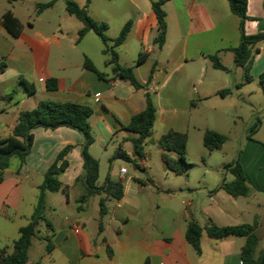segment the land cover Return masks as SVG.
<instances>
[{
  "label": "crops",
  "instance_id": "obj_1",
  "mask_svg": "<svg viewBox=\"0 0 264 264\" xmlns=\"http://www.w3.org/2000/svg\"><path fill=\"white\" fill-rule=\"evenodd\" d=\"M24 1L7 2L12 6ZM71 1L88 10L95 20L105 23L107 31L115 25L117 31L109 37L106 35L111 40L118 36L125 23L131 22L125 41L115 49L117 63L131 68L143 88L135 89L113 73L112 65L106 63L109 55L102 52L104 46L99 49L103 61L97 59L104 70L97 67L96 57L77 50V44L91 31L78 39L82 24L66 13L65 1L63 14L55 18L48 14L45 19L49 30H41L34 23L41 22L43 13L54 9L55 4L36 13L33 22L29 18L24 24L12 10L5 9L0 17L9 11L21 24V32L14 37L0 22V62L5 64L4 71L0 72V85L14 80L21 93L16 99L12 97V92L5 93L7 89L0 93V103H3L0 106V140L11 135L21 111L34 109L40 101L75 103L92 109L88 123L93 142L88 147V153L94 158L91 151L95 143L106 152L107 143L113 137L120 136L129 142L136 136L123 126L133 115L145 109V94L148 93L155 107V121L151 135L143 144L142 156L134 155L133 151L130 156L129 152L122 151L128 158L126 162L133 163L143 176L141 178L135 173L128 175L127 169L124 175L119 171L110 172L106 178L121 183L123 187L121 198H106L104 193L99 192L79 204L78 200L85 191L80 155L82 135L64 126L54 130L33 129L32 145L24 162L20 164L17 158L12 157L8 168L1 172L0 250L12 252L19 228L28 223L33 213L38 187L45 172L55 162L59 152L69 146L70 150L63 157L67 167L59 175L61 186L66 190L47 195L45 218L50 227H39L31 241L26 264H241L244 237L216 240L203 231L200 252L197 253L185 239L189 222L201 228L209 222L219 227L255 223L257 244L254 257L257 258L264 251L263 139L243 138L239 163L248 187L246 196H229L218 188L221 180L218 181L216 175L207 180L212 172L206 168L202 178L193 183L187 178L188 172L181 175L187 179L177 192L178 197L184 198L180 201L183 209L178 216H174L175 212L168 208L159 216V205L148 202L147 197L155 187L148 173L152 147L157 149L163 172H168L161 160L162 150L158 144L163 134L169 130L186 135L191 129L207 130L201 129L195 122L196 113L201 105L206 108V102L211 97H217V92L221 90H232L227 96L234 98L228 106L232 114L244 98L250 95H262L264 98L258 84V76L264 71V41L257 46L258 52L253 56L249 71L252 80L246 83L240 67L236 66L231 72L223 64V58L228 55L233 61V54L227 49L239 43L240 20L231 12H224V8L217 4L218 0H166L162 8L167 28L161 49L153 44L157 22L151 3L157 0H101L107 2L106 8H109L101 14L102 17L95 16L89 9L97 0L88 4L86 0ZM111 6L116 7V14ZM246 15L248 19L243 24V32L246 35L264 33V0H247ZM129 49L133 50L134 58L144 54L143 63L138 65L137 59L136 65L123 62L122 54ZM214 54L227 69L225 77L219 75L221 70L213 68L207 58ZM85 58L95 71L84 67ZM20 78L34 87L32 95H27L19 83ZM49 79L56 80V90H47L46 81ZM163 93L162 99L160 94ZM164 100L163 105L161 102ZM206 109L211 108L207 105ZM192 110L196 113L191 121ZM13 158L17 162L11 165ZM232 180L231 175L227 182ZM104 181L99 185L96 181V187H102ZM157 191L159 194L155 195L170 198L175 193L171 189L158 188ZM101 198H105L103 216L99 215ZM89 207L91 215H88ZM91 224L93 226L89 229ZM38 235L41 241L37 242L35 256L31 257L30 251ZM46 241L52 246L48 252L45 251Z\"/></svg>",
  "mask_w": 264,
  "mask_h": 264
},
{
  "label": "trees",
  "instance_id": "obj_2",
  "mask_svg": "<svg viewBox=\"0 0 264 264\" xmlns=\"http://www.w3.org/2000/svg\"><path fill=\"white\" fill-rule=\"evenodd\" d=\"M9 3L21 0H7ZM57 0H48L44 4H37L36 8L40 13L42 10L52 7ZM91 0H86L88 4ZM166 0H157L151 3V8L156 17V34L153 39V44L161 49L165 43L166 37V21L165 12L162 8ZM230 12L237 16L240 20V40L237 46L228 48L227 50L233 54V63L235 66L243 70L244 82H251L252 78L249 74L253 56L258 52V44L264 41V33L254 35H246L243 32V24L248 19L246 15L247 0H227ZM65 11L68 15L73 16L82 24V28L78 31V39H81L86 33L93 32L101 41L104 48L103 54H108L109 59L106 62L112 65V71L115 75L123 80L128 81L135 89H142L143 86L136 80L132 69L120 66L117 63L116 47L121 45L131 28V22L128 21L120 30L118 36L111 40L106 36L107 25L105 23H97L91 19L84 7L78 6L71 0L65 1ZM1 24L14 37H17L21 32V24L7 11L0 17ZM145 55L140 54L137 58V64L143 63ZM212 67L227 71L220 63L216 54L208 55ZM84 67L95 71L91 62L85 58ZM5 69V64L0 62V72ZM100 76V74H99ZM20 85L24 88L27 95L34 93V87L27 83L24 79H19ZM258 84L264 93V71L258 76ZM46 88L49 91H54L57 88L55 79L46 81ZM231 93L230 89H225L217 92V95L224 97ZM146 105L145 109L131 117L129 123L123 126V129L135 134L134 138L130 139L134 155L141 157L142 148L145 140L151 135V130L155 121V107L148 93L145 94ZM92 115V109L87 106L75 103H60L51 101H40L32 110L21 111L17 117L11 135L8 138L0 140V181L2 179V170L8 168L9 160L15 157L22 164L25 157L30 151L33 141L32 130L35 128H43L54 130L58 127H68L79 132L83 137V143L80 148V155L83 160L84 175L82 179L84 193L80 196L78 203H84L91 195L99 192L116 200L122 196L123 187L119 182H113L108 178L105 179L102 187L97 188L95 183L98 179V161L92 158L88 153V147L92 144L93 138L90 134L88 119ZM250 139V136L248 137ZM226 141V137L220 133L211 130H205L202 134V144L208 151L219 150ZM158 144L162 150L161 160L165 164L167 171L176 176L186 175L190 164L186 159V144L187 135L182 132L169 130L163 134ZM70 150L67 146L63 148L55 162L47 169L43 176V181L38 187V196L36 205L28 223L19 228V236L12 244V252L7 253L5 249L0 250V264H26L27 253L31 245L32 239L38 233L39 227L44 225L50 227L45 218L46 197L50 193L66 188L61 186L59 175L67 167V162L63 159L64 155ZM174 155V157L171 156ZM238 153L234 162L225 165L224 169L229 171L233 176L230 182L221 179L218 188L223 190L229 196L236 198L246 196L248 187L245 182V177L241 165L239 163ZM116 157L128 161L127 156L119 152ZM105 198L99 200V215L103 216ZM256 224H245L240 226H224L219 227L213 223H207L203 228L194 222H189L185 231V239L189 245L197 252H200V236L204 231L205 234L212 239H223L226 237H244L245 243L241 248L240 257L241 264H264V251L257 258L254 257V250L257 244L255 235ZM52 246L46 241L45 251L48 252ZM38 264V263H35Z\"/></svg>",
  "mask_w": 264,
  "mask_h": 264
},
{
  "label": "rangeland",
  "instance_id": "obj_3",
  "mask_svg": "<svg viewBox=\"0 0 264 264\" xmlns=\"http://www.w3.org/2000/svg\"><path fill=\"white\" fill-rule=\"evenodd\" d=\"M47 1L48 0H26L24 1V3H13L12 6H10V4L6 0H0V14L5 9H10L23 24L25 23L26 19L29 18L33 22L35 20V14L39 11L34 5L41 4ZM64 1L66 0H57L54 9L44 12L41 17V22H35L34 25H36L41 30H49L50 26L46 23L45 19H47L49 15H51L52 18H55L56 15L63 14ZM217 4L220 7L224 8V12L230 14L227 0H218ZM106 5L107 2L97 0L92 2L89 9L95 16L102 17L101 14H103V12L109 11V8H106ZM111 10H113L114 14L118 12L115 6H111ZM86 12L88 16L95 22L99 24L103 23L92 18L88 10H86ZM52 22L55 23L54 20H52ZM114 26L111 27L110 31H107L106 35L108 37L109 35L111 36L113 31L117 29V27L115 26V28ZM102 46L103 45L100 39L94 33L90 32L88 33V35H85L81 42L77 44V50L83 52L86 51V53H88L91 57H96L95 63H97V67L100 70H104L105 68L103 67V65L97 62V59H100L102 61L104 59V57L100 55L99 52V49L102 48ZM133 53V50L130 49L127 50L126 53H123V62H127L129 65H136L137 58H134ZM222 61L223 64L231 72L236 67L232 61L231 55H228L227 58H223ZM218 73L219 75L224 77L226 76L225 74H227L225 71H218ZM2 85L3 86L0 85L1 94L2 91L7 89V92L5 93L12 92V97L15 99L19 97L21 91H19V87L14 80L7 81ZM250 88L252 89L253 85H251ZM160 95L163 99L164 93ZM227 96L228 95L224 97H211L209 99V102H206L205 106L207 108L208 105L211 109L203 108L204 105H201V107L198 108L199 111H197V113L194 110L191 111L193 112L191 121L193 120L196 113L197 116H195V122L201 129L206 128L211 131L216 130L218 131L217 133H220L226 137V141L221 149L208 151L202 144L203 131L201 130V132L192 129L189 130V133L187 135L186 159L187 162L191 165L188 170L187 177L191 183L197 181L198 179H201L202 174L207 169L211 170L212 172L211 176L208 175L207 180H210V178L213 179V176L216 175V179L218 181H220L222 178H225V181H228L231 178V174L229 171H226L224 169V166L235 161L243 145L244 136H250V138L252 137L255 140L259 141L262 139L264 140V98L262 97V95H250L249 98H244V100L240 101L238 106L236 107L235 114H232L230 108H228V106L233 103L234 98H230ZM165 102L166 100L162 101L161 104L164 105ZM2 104L3 103L1 102L0 106H2ZM212 108H216V110H212ZM107 144L108 145L106 152L102 150L101 146L98 143H95L91 151V155L95 159H98L99 162V178L96 183L97 185L101 184L104 181L108 173L116 171L120 172V168L127 169L128 175L135 173L142 178L143 173L137 170L133 166V163H128L122 158L116 157V154L122 151L129 152L131 156L133 149L130 141L127 142L122 140L120 136H115ZM16 162L17 159L13 158L11 160V165L16 164ZM149 165L150 170H148V173L151 179L154 180L155 187L154 189H151L153 193L151 195L149 194L150 197H147L148 202L159 205V216L162 212L164 213L167 208L171 212H175L174 216H178V213L183 209V205L180 204V201L184 198H181V196L178 197L177 192L179 188H182L184 180L187 178L185 176L172 175L166 171L164 173L157 156V149L153 147L150 150ZM158 188L162 190L171 189L174 190L175 193L172 194L173 197L171 198L164 195H155L159 194V191H157ZM91 214V207H89L88 215ZM91 226H93V224L88 226V228L90 229ZM43 227L44 226H42L41 229ZM38 238H40L39 235L37 239L34 240V247L30 251L31 257L35 256V252L37 250V242L41 241Z\"/></svg>",
  "mask_w": 264,
  "mask_h": 264
},
{
  "label": "built area",
  "instance_id": "obj_4",
  "mask_svg": "<svg viewBox=\"0 0 264 264\" xmlns=\"http://www.w3.org/2000/svg\"><path fill=\"white\" fill-rule=\"evenodd\" d=\"M126 173V169L125 168H120V174L124 175Z\"/></svg>",
  "mask_w": 264,
  "mask_h": 264
}]
</instances>
